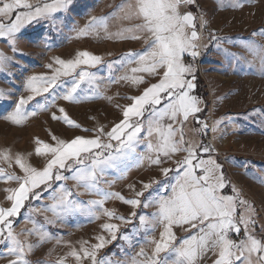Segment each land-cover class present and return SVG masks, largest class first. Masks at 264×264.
I'll use <instances>...</instances> for the list:
<instances>
[{
  "label": "snow or ice",
  "instance_id": "obj_1",
  "mask_svg": "<svg viewBox=\"0 0 264 264\" xmlns=\"http://www.w3.org/2000/svg\"><path fill=\"white\" fill-rule=\"evenodd\" d=\"M71 4L72 0H53L42 6L33 5L28 0H0V37L8 38L13 57L18 34L26 22L39 23L44 19L54 25L52 14L67 9ZM236 6L242 5L237 3ZM193 8L197 11L193 12ZM116 9L123 13L121 19L136 21L132 27L123 30L131 34L127 38L141 40L144 45L142 50L129 51L122 57L124 62L136 63L137 67L131 69L132 76L125 75L121 79L147 86L139 95L129 98L132 103L123 109V119L108 131L101 125L94 129V137L77 135L67 141L53 134L55 146L37 139V145L42 147H36L35 153L49 156L42 169L33 167L25 155L19 153L15 154L14 160L23 175L0 168V179L18 185L2 190L10 206H0V246L5 249L0 251V258L12 257L8 264H31L27 256L36 245L19 239L14 233V221L22 216V209H27L29 213L35 210L30 207L32 201H40L46 193L59 190V197L52 195L56 202L45 206V210L51 211L58 219L76 212H86L98 218L95 214L103 210V214L109 218L133 225L129 232L121 233L118 237L117 225L103 224L102 230L107 231L111 239L97 236L98 242L91 245V250L83 245L80 249L84 257L90 258L91 264H200L210 253L216 257L212 264H264V223L260 222L255 206L243 199L242 191H238L227 178L224 165L214 155L215 149L203 139L209 131L217 132L221 121L210 126L201 120L199 114L204 110L201 107L204 101L191 94L196 88L197 79L194 61L200 55L202 46L199 29H206L209 23L206 14L199 8L197 0H122ZM106 20V17H92L89 27L105 25ZM117 35L122 36L123 32ZM257 35L264 37V28L252 33L253 37ZM210 39L218 38L213 32ZM242 46L253 55H260L264 66V55H261L264 45L249 39ZM13 57L0 51V73L10 74L8 70ZM100 62V57L88 51L77 52L76 57L70 60L54 58V63L60 65L54 74L51 77H28L25 89L32 95L19 97L14 101L13 110L0 118L20 125L27 115H35V112H27L25 106L44 93H48L43 97L44 102L37 101V107L41 110H47L57 99L76 102L81 83L86 77L89 83L95 78V73L76 70L81 65L94 67ZM52 66L51 63L47 65L48 68ZM108 67L111 68L112 63ZM73 73L78 78L73 79L67 92L59 95L55 91L61 87L57 84L59 76H71ZM137 73L158 79L155 83H148L143 75ZM8 83L11 84V81ZM38 83L44 86L37 87ZM13 95L11 89L0 88V102L8 101ZM58 111L63 114L65 124L81 128L80 124L69 118L65 108L59 107ZM258 114L264 116V109H253L252 113L245 115L251 118ZM190 117L197 125L194 130L201 137L199 141L185 139V123ZM52 119L61 117L52 113ZM142 144L147 153L139 151ZM173 157L176 158L173 160ZM0 158L11 162L13 154L5 149L0 151ZM166 161H172L174 167H160ZM145 162L148 167H159L166 177L171 173V178L166 182L155 179L147 183L141 181L140 190H136L135 183L129 184L134 198H126L120 192L100 187L104 183L110 188L115 182L104 179L110 172L117 179H124L132 166H144ZM68 179L74 180L77 187L84 189V193L101 198L88 201L71 198L78 197L80 193H73L61 183ZM259 179L264 184V178ZM226 189H230L231 194H225ZM109 199H117L134 209L154 206L156 211L149 214L133 211L127 217L117 216L114 210L103 208ZM26 218L31 220V216ZM158 225L163 230L158 241H150L155 245L151 255L141 248L135 256L124 260L113 259L116 255L114 252L97 259V251L106 244L121 239L133 246L130 233H138L141 228L155 231ZM174 227H182L190 234L177 240ZM36 232L35 228L25 229L21 235ZM48 239L51 237L47 233H39L38 243ZM80 252L73 249L70 255L79 261ZM36 264L42 262L37 261ZM57 264H64V261L59 260Z\"/></svg>",
  "mask_w": 264,
  "mask_h": 264
},
{
  "label": "rangeland",
  "instance_id": "obj_2",
  "mask_svg": "<svg viewBox=\"0 0 264 264\" xmlns=\"http://www.w3.org/2000/svg\"><path fill=\"white\" fill-rule=\"evenodd\" d=\"M28 2L42 6L44 3H52L53 0H28ZM197 2L209 23L206 29H199L202 46L198 59H195L198 60L197 65L194 66L197 79L196 88L192 93L197 94L204 101L201 105L204 110L199 114L201 120L206 121L210 126L216 121H221L217 132L209 131L219 142V145L214 143L216 147L214 149L220 156L215 153L214 155L224 165L223 170L227 178L238 191H242V198L255 206L259 215L260 209L264 212V184L259 179L264 178V116L258 114L249 118L245 114L252 113L253 109H264V66L261 64L260 55H253L242 45L249 39L264 45V37L252 36L254 31L258 32L264 28V0H197ZM121 3L122 0H72V4L67 9L52 14L54 25L44 19L39 23L26 22L21 33L18 34L14 57L8 38L0 37V51L13 57V63L8 70L10 74L0 73V88L11 89L14 92L8 101L0 102V117L13 110L14 101L19 97L32 95L25 89L28 77L41 75L51 77L54 74L55 69L60 67L54 63V58L74 59L80 51H88L101 58V62L94 67L81 65L76 70L95 73L92 83L88 82L87 77L81 83L77 90L76 102L57 99L47 110H41L37 107V101L44 102L43 97L48 96V93H44L43 96H36L25 106L27 112H35V115H27L20 125L0 118V151L9 149L13 154L11 162L0 158V168L23 175L14 160L15 154L19 153L24 154L27 162L40 170L49 156L35 153L36 147H42L37 145V139L55 146L53 134L66 141L77 135L94 137L95 128L102 125L105 131H108L123 119V109L132 103L129 98L139 95L147 85H135L129 80L121 79L125 75L132 76L131 69L137 67L136 63L124 62L122 57L129 51H140L144 46L141 40L127 38L131 34L123 31L132 27L136 21L121 19L123 13L116 9ZM237 3L242 6L237 7ZM22 11L26 10L22 9ZM192 11L197 10L193 8ZM92 17H106V24L89 27ZM121 32H123L122 36L117 35ZM213 32L217 40L210 39V33ZM50 63L53 65L52 68L47 67ZM110 63H112L111 68L108 67ZM136 75H143L148 83H155L158 79V77H149L145 73ZM77 78L75 73L71 76H59L57 84L61 87L55 91L62 96L71 88L73 79ZM9 80L11 84L8 83ZM43 86L37 84V87ZM59 107L65 108L69 118L80 124L81 128L65 124L62 119L63 114L58 111ZM52 113H56L61 119H52ZM196 127L190 117L185 123L186 140L201 139L194 130ZM84 129L93 131H84ZM139 151L147 153L144 144ZM167 164L168 162H165L160 167H165ZM64 174L68 175V173ZM170 178L171 173L166 177L160 172L159 167H148L145 162L144 166H132L124 179H117L110 172L104 179L115 182L110 188L104 183H101L100 187L107 191L120 192L126 198H134L133 192L129 191V184L135 183L136 190H140L141 181L147 183L150 179H155L166 182ZM61 183L73 193H80L78 197L71 198L81 201L101 198L84 193V189L77 187L72 179ZM17 186L14 182L0 179V206H10L6 200V193L2 190ZM153 187L155 188L156 185ZM225 194H231L230 189H226ZM52 195L59 197L61 193L59 190L52 194L46 193L42 200L32 201L30 207L35 210L29 213L27 209H22V216L14 221V233L19 239L36 245L27 256L31 264H36L37 261H41L42 264H57L59 260H63L64 264H91L90 258L84 257L80 249L83 245L84 248L91 250V245L98 242L97 236L102 235L108 240L111 239L110 234L102 230L103 224L117 225L118 237L121 233L129 232L133 227L132 224L109 218L103 214V210H98L95 214L98 218L86 212H76L58 219L51 211L45 210V206L56 202L52 199ZM25 203L28 204L27 201ZM103 208L114 210L117 216L125 217L133 211L141 214L156 211L154 206L143 210L134 209L117 199L107 200ZM28 216H31V220L26 218ZM49 220L54 222L49 223ZM33 228L37 230L35 234L21 235L25 229ZM162 230V226L159 225L155 231H145L141 228L138 233H130L133 236V246H129L121 239L112 241L97 251V259L114 252L116 255L113 259L124 260L135 256L141 248L151 255L155 245L150 241H158ZM173 230L177 240H180V228L174 227ZM40 232L47 233L51 239L38 243ZM73 249L80 252L79 261L70 255ZM4 250V247L0 246V251ZM161 255L163 256L164 253ZM209 256L211 260L212 254L210 253ZM11 258H0V264H8ZM200 264H207V261L202 259Z\"/></svg>",
  "mask_w": 264,
  "mask_h": 264
},
{
  "label": "built area",
  "instance_id": "obj_3",
  "mask_svg": "<svg viewBox=\"0 0 264 264\" xmlns=\"http://www.w3.org/2000/svg\"><path fill=\"white\" fill-rule=\"evenodd\" d=\"M199 51H200V49H199ZM196 59H198V57H196ZM197 62H198V60H195V61H194V66L197 65ZM209 133H210V134H209ZM209 133H207V135H206L205 137H203L204 142H205V143H210V144L212 145L213 148H216V147H215V144L219 145V142L217 141V139H215V138L212 136V133H211V132H209ZM214 143H215V144H214ZM214 153H215L216 155L220 156V154H218L217 152H214ZM258 211H259V208H258ZM259 216H260L261 222L264 223V212L261 211V209H260V211H259Z\"/></svg>",
  "mask_w": 264,
  "mask_h": 264
},
{
  "label": "crops",
  "instance_id": "obj_4",
  "mask_svg": "<svg viewBox=\"0 0 264 264\" xmlns=\"http://www.w3.org/2000/svg\"><path fill=\"white\" fill-rule=\"evenodd\" d=\"M192 95H193V93H191ZM176 157H173V160L175 159ZM166 162H168V164L165 166L166 168H172V167H174V164H173V162L172 161H166ZM260 219V218H259ZM261 222V221H260ZM180 228V231H181V233L179 234V237L180 238H183V237H186L188 234H190V233H188V232H185L184 231V229L182 228V227H179ZM216 258V257H215ZM214 258V259H215ZM213 259V255H212V258H211V260H210V256H208V258H206L205 260L207 261V264H212V261L214 260Z\"/></svg>",
  "mask_w": 264,
  "mask_h": 264
},
{
  "label": "trees",
  "instance_id": "obj_5",
  "mask_svg": "<svg viewBox=\"0 0 264 264\" xmlns=\"http://www.w3.org/2000/svg\"><path fill=\"white\" fill-rule=\"evenodd\" d=\"M196 96H198L197 94H196ZM199 97V96H198Z\"/></svg>",
  "mask_w": 264,
  "mask_h": 264
}]
</instances>
